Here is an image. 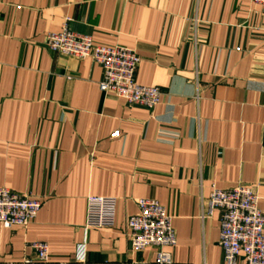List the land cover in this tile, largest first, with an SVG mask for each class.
<instances>
[{
  "label": "crops",
  "instance_id": "obj_1",
  "mask_svg": "<svg viewBox=\"0 0 264 264\" xmlns=\"http://www.w3.org/2000/svg\"><path fill=\"white\" fill-rule=\"evenodd\" d=\"M70 29L140 57L153 109L104 94L90 58L51 52ZM118 132L117 137L111 135ZM254 189L264 213V10L253 0H0V187L41 201L27 226L0 224V264H156L131 249L140 199L172 218L170 264H224L213 188ZM117 199L112 228L86 230L87 199Z\"/></svg>",
  "mask_w": 264,
  "mask_h": 264
},
{
  "label": "built area",
  "instance_id": "obj_2",
  "mask_svg": "<svg viewBox=\"0 0 264 264\" xmlns=\"http://www.w3.org/2000/svg\"><path fill=\"white\" fill-rule=\"evenodd\" d=\"M264 10V0H253ZM46 47L54 53L76 58H90L103 70L99 88L104 94H114L129 105L153 109L161 101L163 91L157 86H142L135 75L140 57L135 50L123 46H97L88 35L77 34L69 21L57 33L47 36ZM118 132L112 137H117ZM259 198L253 188L238 186L231 190L213 188L208 200V215L221 210L220 246L224 264H264V213L259 209ZM138 212L127 221L131 249L142 252L157 249L156 264H170L168 248L176 245L172 218L165 208L153 199H140ZM42 203L29 195H20L0 187V224L3 227L27 226L38 215ZM117 199L90 196L87 199L85 229L112 228L115 225ZM29 247L34 258L26 257L27 264L50 261L46 242H32Z\"/></svg>",
  "mask_w": 264,
  "mask_h": 264
}]
</instances>
